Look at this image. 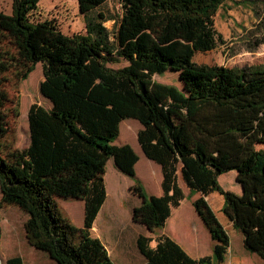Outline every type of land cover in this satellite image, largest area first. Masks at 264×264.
I'll list each match as a JSON object with an SVG mask.
<instances>
[{
    "label": "trees",
    "instance_id": "obj_1",
    "mask_svg": "<svg viewBox=\"0 0 264 264\" xmlns=\"http://www.w3.org/2000/svg\"><path fill=\"white\" fill-rule=\"evenodd\" d=\"M106 1L78 0L87 30L71 35L54 19L33 18L40 0H12L11 13L0 10V205L27 213L29 243L51 259L42 264H116L92 234L113 157L135 179L130 189L141 198L135 222L152 232L165 226L186 197L180 174L191 194L200 193L193 205L214 241L212 254L194 258L168 235L140 234L141 264H225L230 235L206 199L215 191L246 249L264 259V149L257 146L264 143V63L203 69L194 61L196 52L216 47L215 16L226 0H119L116 18L99 10ZM113 18L109 29L104 23ZM255 40L264 44V34ZM113 56L128 64L109 66ZM39 62L40 90L52 106H30V143L15 147L9 137L19 101L9 107L6 85ZM167 70L179 73L183 88L153 80ZM126 118L142 124L137 138L162 168V195L138 179L134 147L114 143ZM231 170L241 193L219 182ZM58 197L84 200L82 227L63 213ZM5 264L26 263L13 255Z\"/></svg>",
    "mask_w": 264,
    "mask_h": 264
},
{
    "label": "rangeland",
    "instance_id": "obj_2",
    "mask_svg": "<svg viewBox=\"0 0 264 264\" xmlns=\"http://www.w3.org/2000/svg\"><path fill=\"white\" fill-rule=\"evenodd\" d=\"M0 10L11 13L12 0H0ZM99 10L116 18L121 12L119 0H107ZM33 18L54 19L60 29L69 35L77 32L85 33L87 30L86 18L80 11L78 0H40ZM114 22L113 18L105 21L104 24L109 29H113ZM215 26L218 31L216 47L210 51L195 53L194 61L201 68L214 69L220 65L243 67L264 63V44L257 45L255 40L264 34V0H226L215 16ZM126 64L128 61L118 56H113L108 63L114 68ZM43 79V65L39 62L25 79L12 77L11 81L7 82L6 86L13 99L9 107H16L19 101V115L14 119L13 130L9 137L15 147L24 148L30 143L28 116L30 106L33 103L42 104L47 108L52 106L51 100L41 93L40 85ZM153 80L183 88L179 73L173 70L154 74ZM141 128L142 124L138 119H124L121 122L120 135L114 143L117 145L129 143L134 147L140 156L136 164L137 177L147 192L155 193L160 185L156 175L160 166L144 154L137 138ZM257 146L264 149V143H259ZM234 173L235 170H232L219 175V181L225 190L238 193L241 192V186ZM105 179L111 191L94 223L92 234L104 241L116 264H141L144 256L138 248L137 237L141 232L148 234V230L144 224L135 222L132 217L133 208L141 200L130 189L135 179L119 170L114 164L113 157L107 162ZM185 193L187 197L182 205L174 210L175 215L177 212L180 219L178 221L176 218L169 229H173L178 222L180 240L183 239L184 242L194 240L195 250L201 255L212 253L213 241L210 232L204 222L198 220L192 204L200 195L191 194L186 185ZM57 202L63 213L76 226H83V199L58 197ZM209 204L217 217L226 224L230 235V249L225 264H264L262 257L246 249L243 234L234 228L232 221L223 213L224 196L218 191L213 192ZM27 217V213L18 205L5 203L0 205V264H5L6 259L13 255H21L26 264L51 261L47 252L29 243L24 227ZM151 244L154 245L153 242Z\"/></svg>",
    "mask_w": 264,
    "mask_h": 264
},
{
    "label": "crops",
    "instance_id": "obj_3",
    "mask_svg": "<svg viewBox=\"0 0 264 264\" xmlns=\"http://www.w3.org/2000/svg\"><path fill=\"white\" fill-rule=\"evenodd\" d=\"M151 160V159H150ZM160 166V165H159ZM232 171V170H231ZM235 176H237V171L235 170ZM156 175H157V179H158V184H160L159 185V188H158V191L157 192H155V193H151L150 192V194H156V195H162L163 194V187H162V180H163V172H162V168H161V166H160V168L158 169V171L156 172ZM219 178H220V176H219ZM218 178V179H219ZM220 180V179H219ZM178 181H179V184H180V186L183 188V190H184V192H185V182L183 181V179H182V177H181V175L179 174V178H178ZM220 182V181H219ZM107 184V191H108V193H110V186L108 185V183H106ZM241 186V185H240ZM241 192H242V187H241ZM241 192H238V193H241ZM186 194V193H185ZM196 194H198V195H200V193L199 192H197ZM212 194V193H211ZM210 194V195H211ZM210 195H208V196H206V199L208 200V202L210 201ZM186 197H187V195H186ZM185 197V198H186ZM184 198V199H185ZM184 199L182 200V202L184 201ZM182 202H181V204L179 205V206H177V207H174L173 209H172V214H171V216L168 218V220H167V222H166V224H165V226L163 227V229H161L160 231H158V232H152V231H150L149 229H147L148 230V234H146L145 232H141V233H139L138 234V236L140 235V234H145V235H147V236H154V237H156V236H159V235H163V234H165V235H168V236H170V237H172L173 239H175L192 257H194V258H199V257H201V256H204V255H210V254H212V253H208V254H203V255H201L200 253H199V251H196L195 250V246H194V244H193V241L194 240H192V241H190V242H184V241H182V240H180V238H179V229H180V225H179V223L177 222V224H176V226L173 228V229H169V226H170V224H172V222L176 219V218H178V221H179V219H180V216H178V213L176 212V215H175V213H174V210L175 209H177V208H179L181 205H182ZM141 203V200H140V202L138 203V204H136L135 206H137V205H139ZM105 204V203H104ZM192 204H193V202H192ZM104 206V205H103ZM194 206V205H193ZM103 208V207H102ZM195 208V207H194ZM102 210V209H101ZM195 212L197 213V211H196V209H195ZM99 214H100V212H99ZM98 214V215H99ZM197 216H198V220L201 222L202 221V219H201V217L199 216V214L197 213ZM97 218H98V216H97ZM220 220V219H219ZM221 221V220H220ZM222 222V221H221ZM222 224L224 225V227L227 229V231H228V228H227V226H226V224H224L223 222H222ZM179 225V226H178ZM94 228V227H93ZM93 230V229H92ZM170 230V231H169ZM137 239H138V237H137ZM212 241H213V239H212ZM213 245H214V241H213ZM189 249V250H188ZM230 249V248H229ZM192 253H191V252ZM142 254V253H141ZM226 258H227V256H226ZM144 260H145V258H144ZM144 262V261H143Z\"/></svg>",
    "mask_w": 264,
    "mask_h": 264
}]
</instances>
